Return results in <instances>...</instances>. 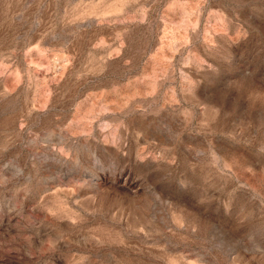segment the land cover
Returning <instances> with one entry per match:
<instances>
[{
    "label": "rangeland",
    "instance_id": "1",
    "mask_svg": "<svg viewBox=\"0 0 264 264\" xmlns=\"http://www.w3.org/2000/svg\"><path fill=\"white\" fill-rule=\"evenodd\" d=\"M0 264H264V0H0Z\"/></svg>",
    "mask_w": 264,
    "mask_h": 264
}]
</instances>
